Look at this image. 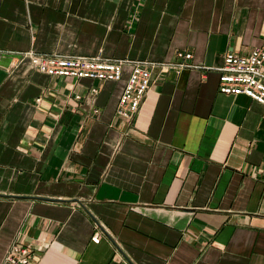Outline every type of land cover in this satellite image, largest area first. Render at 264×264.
<instances>
[{"label": "crops", "instance_id": "crops-1", "mask_svg": "<svg viewBox=\"0 0 264 264\" xmlns=\"http://www.w3.org/2000/svg\"><path fill=\"white\" fill-rule=\"evenodd\" d=\"M264 45V0H0V264H264V106L216 70L51 77L19 54L216 69Z\"/></svg>", "mask_w": 264, "mask_h": 264}, {"label": "built area", "instance_id": "built-area-1", "mask_svg": "<svg viewBox=\"0 0 264 264\" xmlns=\"http://www.w3.org/2000/svg\"><path fill=\"white\" fill-rule=\"evenodd\" d=\"M20 58L30 61L32 68L41 74L70 78L75 80L119 82L122 80L126 66H131V74L119 99L117 114L133 120L140 111L144 98L150 90L154 69L182 70H216L220 73V92L226 95H244L264 106V45L255 48L249 55L241 56L227 53L223 66L212 69L196 66L192 54H178V61L164 64L149 62H130L112 60L102 57L69 56L63 54H39L29 51L19 54ZM29 251L19 244H14L9 251L7 261L10 264H30Z\"/></svg>", "mask_w": 264, "mask_h": 264}]
</instances>
